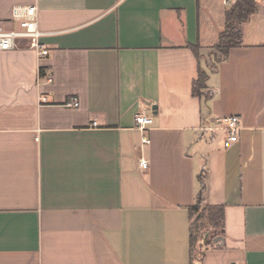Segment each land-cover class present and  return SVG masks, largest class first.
Returning a JSON list of instances; mask_svg holds the SVG:
<instances>
[{"label": "crops", "instance_id": "crops-1", "mask_svg": "<svg viewBox=\"0 0 264 264\" xmlns=\"http://www.w3.org/2000/svg\"><path fill=\"white\" fill-rule=\"evenodd\" d=\"M234 1L0 0L5 31L36 7L48 52H0V264H264V0L240 47L208 55ZM201 187L222 242L191 260Z\"/></svg>", "mask_w": 264, "mask_h": 264}, {"label": "trees", "instance_id": "trees-1", "mask_svg": "<svg viewBox=\"0 0 264 264\" xmlns=\"http://www.w3.org/2000/svg\"><path fill=\"white\" fill-rule=\"evenodd\" d=\"M256 0H235L232 6L225 12L224 15V28L218 36L216 44L213 49L216 51L215 54L209 55L211 62L216 65L227 58L228 52L231 48L241 46V28L242 25L248 20L249 16L257 10ZM207 75L200 71L197 79L192 84V95L198 97L201 92L205 89V82ZM201 187L200 192L196 198L193 206L188 208L189 214V255L191 260L195 257L200 258L201 252L194 254L195 245L198 242L197 237V226L195 221H200L207 224L213 231L209 239L203 240V246L212 245V241L215 237L221 233L222 222H223V208L220 206H205L201 198ZM193 215H196L193 222ZM196 229V233H195ZM202 246V247H203ZM201 246L199 250L201 251Z\"/></svg>", "mask_w": 264, "mask_h": 264}, {"label": "built area", "instance_id": "built-area-1", "mask_svg": "<svg viewBox=\"0 0 264 264\" xmlns=\"http://www.w3.org/2000/svg\"><path fill=\"white\" fill-rule=\"evenodd\" d=\"M232 0H223V4L230 6ZM11 18L16 23L17 28L13 30L5 31L0 28V52L12 51L18 48V41L25 40L27 42V48L32 50L37 57L47 56V50L41 42L45 33H42L37 24L36 7L32 6H20L14 7L11 11ZM39 102L46 103L45 98H39ZM66 107L76 108L78 102L73 98L65 102ZM224 124V143L225 148L230 147L235 141L238 140L240 131V122L238 117L229 116L222 120ZM152 125V119L144 115L138 114L135 116L136 128L143 132ZM92 126H96L93 122ZM142 145H148L149 139L143 137L141 140ZM138 167L142 170H146L147 166L143 160H139Z\"/></svg>", "mask_w": 264, "mask_h": 264}, {"label": "rangeland", "instance_id": "rangeland-1", "mask_svg": "<svg viewBox=\"0 0 264 264\" xmlns=\"http://www.w3.org/2000/svg\"><path fill=\"white\" fill-rule=\"evenodd\" d=\"M208 53H209L208 55H212V54H215L216 51L212 48ZM195 217H196V215H193V218H192L193 222L195 220ZM195 224H196L195 226L198 227L197 228L198 242L195 245L194 254L197 256V253L200 252L199 246H201V247L203 246V240L209 239L211 234L213 233V231H218V230H212L207 224H204L200 221H197V223L195 221ZM195 233H196V229H195Z\"/></svg>", "mask_w": 264, "mask_h": 264}, {"label": "water", "instance_id": "water-1", "mask_svg": "<svg viewBox=\"0 0 264 264\" xmlns=\"http://www.w3.org/2000/svg\"><path fill=\"white\" fill-rule=\"evenodd\" d=\"M151 110L152 111L155 110V107L151 106ZM212 242H213V244L217 245L218 242H222V239L220 237H215Z\"/></svg>", "mask_w": 264, "mask_h": 264}]
</instances>
